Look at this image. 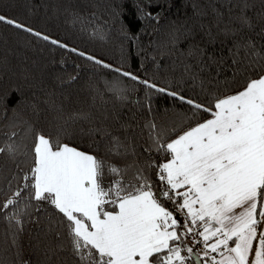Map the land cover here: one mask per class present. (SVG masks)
Returning a JSON list of instances; mask_svg holds the SVG:
<instances>
[{
    "label": "snow or ice",
    "instance_id": "snow-or-ice-1",
    "mask_svg": "<svg viewBox=\"0 0 264 264\" xmlns=\"http://www.w3.org/2000/svg\"><path fill=\"white\" fill-rule=\"evenodd\" d=\"M248 8L243 0L239 14L227 21L217 13L204 31L207 45L217 40L228 45L227 58L197 42L185 54L201 70L206 62L225 59L238 66L231 79L211 88L201 81L199 96L112 69L187 105L178 124L143 125V153L130 124H122L120 134L103 123L90 127L81 133L90 140L86 150L67 142L75 135L73 124L92 122L85 113L60 115L51 130L24 121L18 140L13 139L18 133L9 135L0 156L15 164L17 173L8 181L11 194L0 213L14 228V246L24 230L21 217L42 213L48 222L44 264H264V43L249 34L257 23ZM0 23L50 40L4 15ZM255 34L264 40V23ZM192 67L186 65V72ZM191 78L195 84L198 77ZM0 104L7 107L8 97L0 96Z\"/></svg>",
    "mask_w": 264,
    "mask_h": 264
},
{
    "label": "trees",
    "instance_id": "trees-1",
    "mask_svg": "<svg viewBox=\"0 0 264 264\" xmlns=\"http://www.w3.org/2000/svg\"><path fill=\"white\" fill-rule=\"evenodd\" d=\"M248 4L247 14L257 23L249 34L264 43L255 34L264 23V0H248ZM242 5L243 0H0V15L67 45L61 48L0 23V96L8 97L7 107L0 104V146L9 142L12 132L19 134L13 137L17 140L24 134V121L51 130L60 115L66 119L72 113H85L92 122L73 124L75 135L70 133L67 142L86 150L90 140L81 133L90 127L103 123L120 134L121 125L130 124L128 131L143 153L141 146L147 141L143 125L150 120L161 126L178 124L187 105L145 89L112 69L131 72L185 96H199L201 81L211 88L216 81L231 79L238 66L225 59L222 64L206 62L201 70L185 54L194 42L207 45L204 31L217 13L227 21L239 14ZM140 10L150 12L151 17L141 15ZM207 47L217 57L228 56V45L219 40ZM71 49L112 67L103 68ZM188 64L193 66L191 72L185 70ZM193 75L198 77L195 84ZM16 173L15 164L0 156V204L11 194L8 181ZM17 186L13 181L11 190ZM21 219L24 230L14 246V228L0 213V264H44L46 217L34 213Z\"/></svg>",
    "mask_w": 264,
    "mask_h": 264
}]
</instances>
